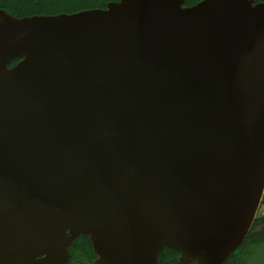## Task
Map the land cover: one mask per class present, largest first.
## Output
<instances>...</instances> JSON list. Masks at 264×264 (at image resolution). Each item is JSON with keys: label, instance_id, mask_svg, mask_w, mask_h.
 Instances as JSON below:
<instances>
[{"label": "water", "instance_id": "obj_1", "mask_svg": "<svg viewBox=\"0 0 264 264\" xmlns=\"http://www.w3.org/2000/svg\"><path fill=\"white\" fill-rule=\"evenodd\" d=\"M263 196L264 2L0 9V264H223Z\"/></svg>", "mask_w": 264, "mask_h": 264}, {"label": "trees", "instance_id": "obj_2", "mask_svg": "<svg viewBox=\"0 0 264 264\" xmlns=\"http://www.w3.org/2000/svg\"><path fill=\"white\" fill-rule=\"evenodd\" d=\"M120 0H0V9L15 17L72 14L84 10L104 9L111 2ZM202 0H184L185 6H193ZM264 2V0H255ZM18 61L10 64L15 66ZM264 245V212L257 218L243 244L223 264H250L251 258L259 247ZM68 264H95L97 256L92 242L87 236H79L69 249ZM158 264H182L179 254L171 248L164 249L158 257ZM190 264H196L191 262Z\"/></svg>", "mask_w": 264, "mask_h": 264}, {"label": "rangeland", "instance_id": "obj_3", "mask_svg": "<svg viewBox=\"0 0 264 264\" xmlns=\"http://www.w3.org/2000/svg\"><path fill=\"white\" fill-rule=\"evenodd\" d=\"M264 212V196L262 198V202L258 211V214ZM250 264H264V245L259 247L258 250L254 253L253 257L251 258Z\"/></svg>", "mask_w": 264, "mask_h": 264}]
</instances>
